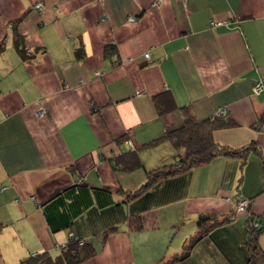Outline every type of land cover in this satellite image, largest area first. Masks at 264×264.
I'll return each instance as SVG.
<instances>
[{
    "label": "crops",
    "instance_id": "obj_1",
    "mask_svg": "<svg viewBox=\"0 0 264 264\" xmlns=\"http://www.w3.org/2000/svg\"><path fill=\"white\" fill-rule=\"evenodd\" d=\"M155 2L0 0V264L59 253L70 232H52L39 205L78 178L113 192L143 183L144 172L116 173L108 159L123 151L121 137L139 146L180 123L179 111L156 114L152 96L163 90L197 119L226 107L236 125L215 131L214 140L232 148L255 140L264 152V0ZM16 34L33 59L20 58ZM173 153L165 141L141 158L153 168L170 163ZM243 162L221 156L163 183L166 200L141 214L140 230L115 218L83 223L81 234L97 253L82 264H159L182 251L199 214H233L239 196L251 200L249 209L219 236L241 246L248 213L264 216V161L250 151ZM111 224L116 230L104 239ZM218 248L206 237L174 264H230Z\"/></svg>",
    "mask_w": 264,
    "mask_h": 264
},
{
    "label": "trees",
    "instance_id": "obj_2",
    "mask_svg": "<svg viewBox=\"0 0 264 264\" xmlns=\"http://www.w3.org/2000/svg\"><path fill=\"white\" fill-rule=\"evenodd\" d=\"M13 45L22 60L34 58V54L27 51L20 35L14 36ZM3 48L1 43L0 53ZM114 49L113 45L106 48L107 52L111 54ZM77 52L78 57L84 56L81 49ZM152 105L159 116L179 111L182 115L180 123L166 130L161 136L139 146L135 145L130 138L121 137L117 140L118 144L125 143L126 149L113 154L108 159L116 173L133 172L142 168L141 172H144L145 175L143 183L133 191L121 189L120 192H113L108 188H95L78 178L76 183L59 191L39 205L52 232L61 230L70 232L67 242L60 246L57 255H52L47 250L29 254L20 261V264H82L92 259L97 253L94 244L81 234L80 229L83 223L89 227V223L115 218L114 223L118 221L117 223L120 225L125 224L129 228L140 230L143 228L141 214L153 207L160 206L166 200L168 193L160 191L163 183L175 182L180 175L206 165L221 156L237 157L245 162L247 154L254 151L264 161V152L255 140L239 148L221 145L214 140L215 131L232 128L236 125L228 117V111L225 114L216 115L218 107L212 116L197 119L188 106H179L176 103L172 92L168 89L154 94ZM260 122H264V116L258 120V125ZM165 141H169L172 146L173 160L167 164L147 168L145 161L141 158V153L149 151ZM234 199V202L240 203L242 200H246L247 206L244 210L249 209L250 199H242L241 196ZM16 201L18 202V200ZM234 215H236L235 211L233 214H199L195 220L196 232L190 236L188 242L183 246L182 252L174 254L167 259L165 264L184 261L190 256L197 243L206 237L212 240L217 247L218 244L220 245V249H218L230 264H264V246L260 242V238L264 234V216L256 218L261 226L255 228L252 224L255 220L251 219L254 216L248 213L244 221L246 237L241 242V246L236 247V245L228 244L227 239L224 240L219 236V229L228 224ZM115 225L104 229L102 233L104 239L109 232L116 230ZM95 233L97 234V232ZM95 233L93 235H96Z\"/></svg>",
    "mask_w": 264,
    "mask_h": 264
},
{
    "label": "rangeland",
    "instance_id": "obj_3",
    "mask_svg": "<svg viewBox=\"0 0 264 264\" xmlns=\"http://www.w3.org/2000/svg\"><path fill=\"white\" fill-rule=\"evenodd\" d=\"M162 0H156V2L154 3V4H157V3H159V2H161ZM35 9L36 10H42L43 9V7H44V4L43 3H41V2H37L36 4H35ZM129 21H131V20H129ZM133 21H134V18H133ZM132 21V22H133ZM147 52H145L144 54H143V57L145 58V59H148V57H146L145 56V54H146ZM128 61H133V58H132V60L130 59V58H128ZM136 94H137V92H136ZM226 108V107H225ZM122 147V149H124L125 148V146L124 145H122L121 146ZM172 151V150H171ZM140 153H141V151H139ZM164 152H158V153H149V154H151L152 156H149L147 159H149V160H152V159H154V158H159V155L160 154H163ZM166 154H169L168 152L166 153ZM152 162V161H151ZM143 169L141 168V169H139V171H142ZM243 199V198H242ZM31 200H32V198H31ZM224 200L225 201H227V202H230V198H224ZM232 202V201H231ZM232 206H233V211H235L236 212V216L237 215H240V214H244V213H247V210H242V208L240 207V202H233L232 203ZM256 216H254V217H251V219H252V221L253 220H255V221H253L252 222V224H253V227H255V228H259L260 226H261V224H259L258 222H257V220H256ZM182 252V251H181ZM180 252V253H181ZM172 257V256H171ZM169 258V256H167V257H165V258H163L162 260H161V262H159V264H165L166 263V261H167V259Z\"/></svg>",
    "mask_w": 264,
    "mask_h": 264
},
{
    "label": "built area",
    "instance_id": "obj_4",
    "mask_svg": "<svg viewBox=\"0 0 264 264\" xmlns=\"http://www.w3.org/2000/svg\"><path fill=\"white\" fill-rule=\"evenodd\" d=\"M153 6H155V4H153ZM129 20L133 21V18H130ZM212 26L215 27V26H219L221 24H226V22H216V21H212L211 22ZM146 57L149 56L148 53L145 54ZM132 60V58H130ZM96 75L97 76H100L101 73L100 72H96ZM261 91V87L260 86H257L254 88V93L258 94L259 92ZM137 94H139V92H137ZM227 112L226 108H222V107H219L217 110H216V115H219V114H225ZM46 114V111L42 108H39L37 110V113L36 115L38 117H43L44 115ZM247 206V201L246 200H242L241 203H240V207L242 208V210H244Z\"/></svg>",
    "mask_w": 264,
    "mask_h": 264
}]
</instances>
